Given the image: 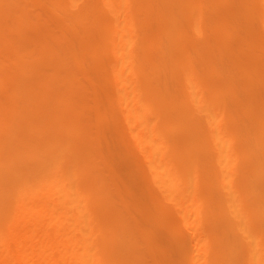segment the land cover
Here are the masks:
<instances>
[{"label":"bare ground","instance_id":"6f19581e","mask_svg":"<svg viewBox=\"0 0 264 264\" xmlns=\"http://www.w3.org/2000/svg\"><path fill=\"white\" fill-rule=\"evenodd\" d=\"M0 264H264V0H0Z\"/></svg>","mask_w":264,"mask_h":264}]
</instances>
